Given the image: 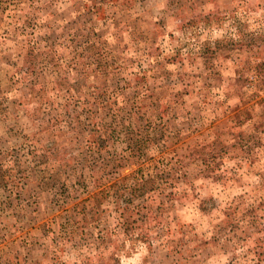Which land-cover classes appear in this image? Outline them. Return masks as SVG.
Masks as SVG:
<instances>
[{
	"label": "rangeland",
	"instance_id": "rangeland-1",
	"mask_svg": "<svg viewBox=\"0 0 264 264\" xmlns=\"http://www.w3.org/2000/svg\"><path fill=\"white\" fill-rule=\"evenodd\" d=\"M0 264H264V0H0Z\"/></svg>",
	"mask_w": 264,
	"mask_h": 264
}]
</instances>
